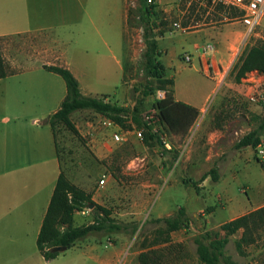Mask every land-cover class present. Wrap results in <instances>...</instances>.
<instances>
[{
    "label": "rangeland",
    "instance_id": "1",
    "mask_svg": "<svg viewBox=\"0 0 264 264\" xmlns=\"http://www.w3.org/2000/svg\"><path fill=\"white\" fill-rule=\"evenodd\" d=\"M126 1L127 8L139 4V0ZM95 4L99 27L108 38L112 27L117 43L112 40L111 51L98 40L89 46L86 38L80 43L83 46L76 48L85 61L79 75L83 92L104 96L129 109L143 97L145 117L154 110L153 103L162 90L156 89L145 97L142 93L143 30L128 25L125 30L124 0H100ZM158 9L154 23L159 59L168 67V77L174 79L177 96H193L194 102L204 108L190 132L184 137L174 135L156 116L152 124L161 141L149 146L137 134L139 129L119 125L109 128L104 116L92 110L72 114L80 136L63 123L55 127L66 175L96 193L93 201L110 210L116 223L127 225L120 231L94 232L86 237L88 240H80L98 248L97 258L115 253L110 264H141L139 255L143 251L148 253L146 264H205L197 253V238L206 234L210 239L222 238L223 223L264 206V158L252 147H236L244 134L258 126L264 110L257 101L246 97L233 71L247 47L264 44V16L248 33L240 21L232 19L235 12H225L222 7L209 10L198 0H162ZM85 23L89 25L88 16ZM85 28L81 40L85 34L88 36L89 29ZM210 28L222 34L218 37L214 31L208 32ZM207 43L214 45L212 55L216 54L213 63L217 71L210 72V78L203 72L198 56L201 51L196 48ZM186 55H191V62ZM218 65H223L220 71ZM114 133L122 139L115 141ZM212 168L217 170L218 180L211 175L203 180ZM102 178L105 184H100ZM180 207L186 208L191 222L172 232L171 241L165 242V225L156 219L172 216ZM95 216L93 211L77 213L74 224H86ZM133 225L137 226L135 232ZM254 235L255 241L243 244L242 249L236 244L242 230L231 235L216 264H264V225ZM78 259L66 253L54 263L77 264Z\"/></svg>",
    "mask_w": 264,
    "mask_h": 264
},
{
    "label": "crops",
    "instance_id": "2",
    "mask_svg": "<svg viewBox=\"0 0 264 264\" xmlns=\"http://www.w3.org/2000/svg\"><path fill=\"white\" fill-rule=\"evenodd\" d=\"M95 1L100 2L0 0V43L9 70L7 76L0 78V264H55L56 259L66 253L79 257L77 264L111 262L113 253L97 258L98 248L85 241H77L51 260H46L37 246L58 177L62 171L65 173L57 135L49 119L59 110L67 95V86L59 74L45 66L69 68L85 94L79 76L85 61L76 48L82 47L80 43L86 38L90 41L89 46L98 40L111 51L112 40L117 43L112 27H109V38L99 27ZM158 2L162 4V0ZM123 9L126 30V0ZM85 27L89 29L88 36L85 34L81 40ZM207 30L214 31L218 37L222 34L214 28ZM227 54L225 51L224 55ZM212 57V72H216V64L213 63L216 54ZM218 68L221 70L223 65H218ZM211 79L218 84L215 77ZM174 95L176 100L195 106L200 111L204 109L194 102L193 96L186 95L183 99L177 96L176 91ZM92 195L95 199L96 193ZM90 209L75 212L74 222L77 213L86 214ZM90 222L93 221L87 223Z\"/></svg>",
    "mask_w": 264,
    "mask_h": 264
},
{
    "label": "trees",
    "instance_id": "3",
    "mask_svg": "<svg viewBox=\"0 0 264 264\" xmlns=\"http://www.w3.org/2000/svg\"><path fill=\"white\" fill-rule=\"evenodd\" d=\"M158 0H139L137 7L128 8L127 25L143 30V43L145 49L140 61V69L144 75L143 96L152 94L157 90L164 92V97L153 103V109L163 127L174 135L186 136L200 116V109L175 99L174 79L168 77L167 67L159 59L160 51L158 33L155 31V18L160 10ZM1 41V39H0ZM46 69L59 74L66 83L67 95L60 108L49 119L54 132L59 123H63L76 136L80 132L72 120V114L79 110H92L104 117L112 119L122 128H137L142 131L143 141L149 146L160 142V133L154 129L152 122L142 116L144 98H139L137 104L129 109L109 101L104 96H88L82 93L79 80L73 72L64 66H45ZM258 70L264 73V44L247 47L243 55L234 66L235 80L240 82L250 71ZM9 70L3 57L0 45V78L7 76ZM156 82V85L154 83ZM264 110V100L258 102ZM56 134V132H55ZM264 137V115L259 118V124L243 135L236 144L237 148L251 146L256 149ZM264 167V164H262ZM211 175L218 180L217 170L212 168L203 180ZM93 195L73 183L62 171L58 177L55 190L43 220L37 238V246L46 260L59 256L63 251L53 250L55 247L71 248L79 240L85 239L94 232L107 233L120 231L123 227L111 217V211L98 205L92 199ZM96 216L93 222L74 225V213L90 208ZM164 223L162 232L165 233L164 241H171V233L181 229L185 223L191 222L185 207H180L172 216L156 219ZM264 225V206L247 214L238 216L221 225L225 232L224 237L210 239V235H203L196 239L197 253L201 262L216 264L220 261L223 249L229 242V237L242 230L241 238L236 242L238 249L243 244L255 241L254 231ZM130 228V226H129ZM137 226H132V232ZM208 240V241H207ZM148 253L143 251L139 255L140 263L146 264Z\"/></svg>",
    "mask_w": 264,
    "mask_h": 264
},
{
    "label": "built area",
    "instance_id": "4",
    "mask_svg": "<svg viewBox=\"0 0 264 264\" xmlns=\"http://www.w3.org/2000/svg\"><path fill=\"white\" fill-rule=\"evenodd\" d=\"M201 5L208 7L209 10H214L216 8L222 7L223 10L233 11L236 15L232 16V19L240 21L247 29L248 33L252 31L259 25L261 19L264 16V0H198ZM176 26L181 27L179 23H175ZM186 30V28H182ZM201 52L199 54V59L202 64L203 72L207 75L212 72V64L210 63L212 52L215 47L212 43H207L202 46H197ZM185 59L189 62L192 61L191 55H186ZM220 71V69L218 68ZM241 85L245 88L244 93L246 97L254 101L264 100V73L258 70L250 71L241 79ZM159 98L164 97V92L158 91ZM156 110L154 109L151 113L145 116V119L149 122H154L156 119ZM104 124L109 128L117 127L118 124L112 119L104 117ZM139 136L142 135V131H138ZM113 138L115 141L122 139L119 133H114ZM165 146L170 149V144L164 141ZM257 154L264 158V137L262 138L260 144L256 147ZM105 179L100 180V184H105ZM86 212V210H85ZM83 212V213H85Z\"/></svg>",
    "mask_w": 264,
    "mask_h": 264
},
{
    "label": "water",
    "instance_id": "5",
    "mask_svg": "<svg viewBox=\"0 0 264 264\" xmlns=\"http://www.w3.org/2000/svg\"><path fill=\"white\" fill-rule=\"evenodd\" d=\"M92 207H93V205L90 208H92ZM53 250H55V251H65V248L64 247H55Z\"/></svg>",
    "mask_w": 264,
    "mask_h": 264
}]
</instances>
